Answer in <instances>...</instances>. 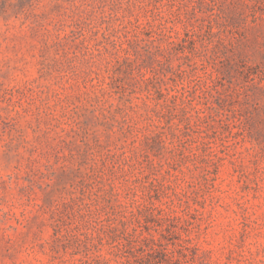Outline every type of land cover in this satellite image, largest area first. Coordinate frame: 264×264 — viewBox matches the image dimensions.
<instances>
[{
  "label": "rangeland",
  "instance_id": "374dc122",
  "mask_svg": "<svg viewBox=\"0 0 264 264\" xmlns=\"http://www.w3.org/2000/svg\"><path fill=\"white\" fill-rule=\"evenodd\" d=\"M0 264H264V0H0Z\"/></svg>",
  "mask_w": 264,
  "mask_h": 264
}]
</instances>
